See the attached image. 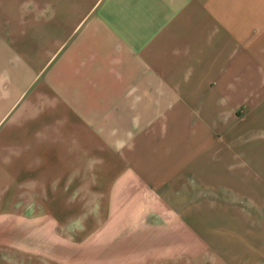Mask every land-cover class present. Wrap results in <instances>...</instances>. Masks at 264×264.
I'll return each instance as SVG.
<instances>
[{"label":"crops","instance_id":"1","mask_svg":"<svg viewBox=\"0 0 264 264\" xmlns=\"http://www.w3.org/2000/svg\"><path fill=\"white\" fill-rule=\"evenodd\" d=\"M209 217L264 218V0H0V251L29 256L0 264H131Z\"/></svg>","mask_w":264,"mask_h":264},{"label":"rangeland","instance_id":"2","mask_svg":"<svg viewBox=\"0 0 264 264\" xmlns=\"http://www.w3.org/2000/svg\"><path fill=\"white\" fill-rule=\"evenodd\" d=\"M227 204L229 207V202ZM202 220L191 218L192 224L197 226ZM206 222L211 233H207L204 240L202 235L192 233L190 244H185L184 249L177 248L182 243L160 242L156 244L160 248L137 251L138 257L126 261H132L131 264H264V218L209 217ZM21 237L16 234V241L21 240ZM7 252L12 253L9 255L15 259L29 257L17 250L0 251V255H7ZM60 254L58 250L36 249L32 250L30 257L40 260L41 264H54V260L61 258Z\"/></svg>","mask_w":264,"mask_h":264}]
</instances>
